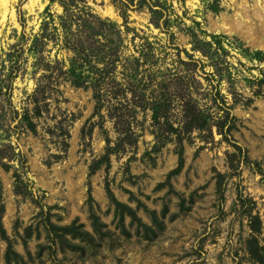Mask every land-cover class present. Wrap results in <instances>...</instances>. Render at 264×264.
Listing matches in <instances>:
<instances>
[{
    "label": "rangeland",
    "instance_id": "obj_1",
    "mask_svg": "<svg viewBox=\"0 0 264 264\" xmlns=\"http://www.w3.org/2000/svg\"><path fill=\"white\" fill-rule=\"evenodd\" d=\"M129 1L0 0V264H264V0Z\"/></svg>",
    "mask_w": 264,
    "mask_h": 264
},
{
    "label": "trees",
    "instance_id": "obj_2",
    "mask_svg": "<svg viewBox=\"0 0 264 264\" xmlns=\"http://www.w3.org/2000/svg\"><path fill=\"white\" fill-rule=\"evenodd\" d=\"M134 2V0H130L129 1V3H133ZM68 5L67 6H65V11L66 12H68L69 13V11H68ZM67 44L69 45V44H71V43H73V44H78V46L76 47V48H74V50H76L77 52H78V55H79V53L80 54H82V50H85V48L84 49H82V45H84L85 43L83 42V41H73V40H71V39H69V37L67 36ZM85 46V45H84ZM195 111H194V109L193 110H190V109H188L187 107H186V109H185V111H184V119H185V121H184V127H183V130H185V131H191L192 129H196V130H202L203 129V124L201 123V121H200V118H196L195 117ZM217 129H218V132H220V133H222V127L221 126H217ZM116 203V202H115ZM116 206H117V209L119 210L120 208H123V209H125V210H123V212L120 214V213H118V216L120 215V217H119V221H121L120 223L122 224V226H125V219H126V216H128V217H130L132 220L133 219H137V217H136V215L134 214V213H132V211H130V209H128V207L126 208V207H122L121 205H120V203H116ZM129 212V213H128ZM127 213V214H126ZM74 233H78V231L75 229L74 230ZM73 234V233H72ZM88 233H83V234H81V236H87L88 237ZM74 237L76 236L75 234L73 235ZM77 237V236H76ZM89 237H90V235H89ZM9 250L7 251V256L8 257H10L11 256V253H12V247L11 246H9ZM10 251V252H9ZM17 257L19 256V255H16Z\"/></svg>",
    "mask_w": 264,
    "mask_h": 264
}]
</instances>
